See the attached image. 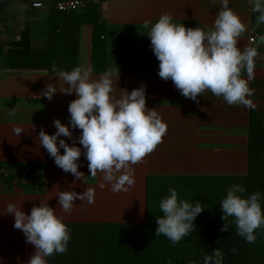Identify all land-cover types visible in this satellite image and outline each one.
Masks as SVG:
<instances>
[{"label":"crops","instance_id":"0c3cea01","mask_svg":"<svg viewBox=\"0 0 264 264\" xmlns=\"http://www.w3.org/2000/svg\"><path fill=\"white\" fill-rule=\"evenodd\" d=\"M35 1L42 6L33 8ZM54 1L0 0V163L37 165L46 170L49 181L44 191L0 181V264H27L35 252L24 233L14 228V215L7 213L10 203L30 214L34 205L48 202L68 228L138 226L147 222L151 183L246 176L249 165H258L264 174V44H259L264 25L257 26L258 13L252 11L250 0H229V7L246 25L238 47L259 44L255 78L249 81L254 93L249 97L255 104L252 109L230 106L207 90L198 96L197 103L181 95L171 80L164 81L158 75L159 61L147 36L150 26L161 14L170 13L175 24L207 30L221 8L220 0L215 4L211 0H87L84 9L68 14L55 11ZM53 62L66 71L89 65L94 77L109 68L117 77L120 72L113 84L117 98L121 89L131 92L147 86V107L157 108L167 132L163 142L133 166L135 183L127 192L110 191L111 185L99 173L90 177L84 155L78 163L87 185L83 179L76 180L56 166L38 144L41 129L55 134L56 119L71 129L68 106L77 98L75 93L59 91L51 100L41 95L48 83L59 88V77L51 72ZM243 76L246 78V73ZM12 108L16 113L9 116ZM15 128L23 132L18 136ZM72 132V138L61 136L57 143L65 139L83 152L78 139L81 130ZM60 152L63 154L64 149ZM88 186L96 190L95 202L76 200L70 214L63 212L57 193H81Z\"/></svg>","mask_w":264,"mask_h":264},{"label":"clouds","instance_id":"9594fccd","mask_svg":"<svg viewBox=\"0 0 264 264\" xmlns=\"http://www.w3.org/2000/svg\"><path fill=\"white\" fill-rule=\"evenodd\" d=\"M212 4L216 0H211ZM221 8L214 24L207 30L200 27H186L173 23L170 13H163L149 28L151 47L159 61V77L171 80L185 98L198 101V96L206 90L222 97L230 106L255 108L249 98L254 93L249 81L255 78V59L259 55L258 46L264 44V36L259 37L257 46L238 47L239 38L246 31V25L232 8L229 0H220ZM252 11L258 13L256 24L264 25V0H250ZM146 26L147 22H146ZM93 68L79 65L71 71L57 68L52 63L51 72L59 77L57 85L48 83L41 91L43 97L51 100L59 91L75 93L76 99L68 106L70 125L59 119L53 121L57 129L50 135L43 129L37 137L38 144L47 150L56 166L65 173H71L76 180L85 174L79 171V159L84 155L88 161L90 177L101 174L102 180L111 185L113 193L127 192L135 183L134 165L143 162L152 153L167 132V124L162 120L157 108L149 109L146 103V85L129 92L121 89L120 96L114 95V79L118 78L114 69L109 68L99 77L93 76ZM243 73H246L244 78ZM67 85V86H66ZM16 108L8 113L14 116ZM74 129H80L79 144L69 145L61 136L72 138ZM14 133L20 135L21 128ZM64 149L61 154L60 149ZM75 185V184H74ZM72 185V188L73 186ZM105 185L101 183L100 188ZM95 188L88 186L85 191H59L58 206L65 213H71L74 201L87 204L95 202ZM169 195L162 198L159 209L162 217H157L156 236L167 237L173 245L193 231L194 221L202 213V202L195 204L178 199L175 188H169ZM245 188L233 184L226 190L221 201V217L225 224L221 231L229 230V217L234 218L237 234L246 242L254 243L255 231L264 226V209L260 204L261 193L255 192L243 198ZM7 213L14 215V228L21 230L26 242L34 245L35 252L27 264H47V257L67 251L70 230L63 218L56 214L48 202L40 201L26 214L22 207L8 204ZM235 253L236 249L231 250ZM204 264H223L224 253L216 249L211 255L204 254Z\"/></svg>","mask_w":264,"mask_h":264},{"label":"trees","instance_id":"16d2710c","mask_svg":"<svg viewBox=\"0 0 264 264\" xmlns=\"http://www.w3.org/2000/svg\"><path fill=\"white\" fill-rule=\"evenodd\" d=\"M258 168V165L255 167L249 165L246 176L186 178L176 183L169 182L171 183L169 186L176 189L178 199L191 202L193 193L199 191L200 188L199 185L192 183V186L187 187L191 188L187 189L183 184L185 181L241 179L245 180L243 198L260 192L259 202L264 209V174ZM255 178L259 180L254 181ZM157 184L160 191L168 187V184L163 185L162 182H157ZM226 194H221L210 202H204L206 206L193 222L194 227L191 234L173 245L167 237L155 235L158 227L156 219L158 216L162 217L163 213L159 209L160 202L156 204L153 211L149 207L148 188V210L145 224L121 227L118 234L104 238L101 236L102 241L99 239L101 234L98 230L106 227L70 226L71 238L67 251L47 257V264H204L202 253L211 255L218 248L224 253L223 264H264V226L255 231L254 243L246 242L244 237L237 234L235 220L232 217H229V230L221 231L225 221L221 218L223 212L220 203ZM166 195L168 196L169 192ZM133 229L144 232L142 239L137 241L138 245L129 238ZM137 231L135 230V233ZM232 249H236L235 253L231 251Z\"/></svg>","mask_w":264,"mask_h":264},{"label":"rangeland","instance_id":"374dc122","mask_svg":"<svg viewBox=\"0 0 264 264\" xmlns=\"http://www.w3.org/2000/svg\"><path fill=\"white\" fill-rule=\"evenodd\" d=\"M259 180L258 178H255L254 181ZM181 181V180H178ZM169 182H177V181H163V185H167L168 187L164 191H160L159 188L157 187V183H151L149 185V207L153 209L156 207V204H158L162 198L166 197L168 194L169 188H174L173 186H169L171 183ZM192 183L199 185V191H195L192 195L191 202L195 204V202L200 201L202 202V207L206 206V203L204 202H210L212 199H214L217 196H220L221 194L226 193V190L229 186L233 184H240L245 188V180H236V179H231V180H209V179H199L195 181H185L183 184L187 188L188 186H192ZM180 184V183H179ZM161 186V184H159ZM191 188V187H190ZM187 188V189H190ZM161 189V188H160ZM155 221V220H154ZM121 227L117 226H109L106 228H100L98 230L100 232V237L99 239L101 240V236L104 237H109L115 235L116 233L118 234V231ZM133 233L130 234V239H132L136 245H138V240H141L142 237L144 236V232H138L137 229H133ZM135 230L137 231L135 233ZM117 231V232H116ZM128 231V230H127ZM132 231V230H131ZM133 237V238H131ZM102 241V240H101Z\"/></svg>","mask_w":264,"mask_h":264},{"label":"built area","instance_id":"2783aa9c","mask_svg":"<svg viewBox=\"0 0 264 264\" xmlns=\"http://www.w3.org/2000/svg\"><path fill=\"white\" fill-rule=\"evenodd\" d=\"M87 0H55L53 9L59 13H75L86 7ZM33 8H40L42 3L35 1L31 4ZM253 36L249 38L252 42ZM0 181H10L35 187L44 191L48 186V175L45 169L37 165H18L0 163Z\"/></svg>","mask_w":264,"mask_h":264}]
</instances>
